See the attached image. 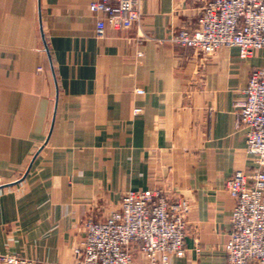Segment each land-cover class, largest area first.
<instances>
[{"label":"crops","instance_id":"0c3cea01","mask_svg":"<svg viewBox=\"0 0 264 264\" xmlns=\"http://www.w3.org/2000/svg\"><path fill=\"white\" fill-rule=\"evenodd\" d=\"M202 5L141 0L137 26L99 37L87 0H0V254L74 264L85 220L157 188L188 204L170 264H227L226 183L256 167L236 104L264 54L168 42Z\"/></svg>","mask_w":264,"mask_h":264},{"label":"built area","instance_id":"2783aa9c","mask_svg":"<svg viewBox=\"0 0 264 264\" xmlns=\"http://www.w3.org/2000/svg\"><path fill=\"white\" fill-rule=\"evenodd\" d=\"M202 1L195 27L171 29L168 42L204 56L224 47L236 48L241 59L255 50L264 54V0ZM87 2L91 13L101 15L99 37L107 28L121 31L140 23L141 0ZM235 114L256 167L250 175L235 171L226 183L234 205L223 249L227 264H264V66L250 72ZM187 213L183 198L170 200L157 188L128 190L105 219L85 220L84 235L72 251L74 264H170L173 257L184 256ZM0 264L34 263L0 254Z\"/></svg>","mask_w":264,"mask_h":264}]
</instances>
